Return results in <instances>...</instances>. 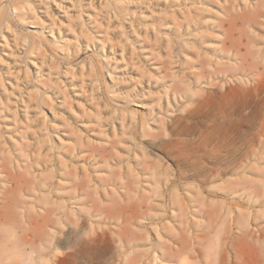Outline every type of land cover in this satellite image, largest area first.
I'll use <instances>...</instances> for the list:
<instances>
[{
	"label": "rangeland",
	"instance_id": "obj_1",
	"mask_svg": "<svg viewBox=\"0 0 264 264\" xmlns=\"http://www.w3.org/2000/svg\"><path fill=\"white\" fill-rule=\"evenodd\" d=\"M254 80H264V0H0V162L28 181L17 197L36 221L55 202L69 205L74 172L91 178L83 212L130 196L147 200L148 217L168 212L170 194L158 192L167 178L181 195L183 187L198 194L203 181L202 229L207 211L232 200L227 192L264 180V100L246 118L229 107L241 106L236 95L207 93ZM12 210L15 227L32 226ZM145 222L128 226L143 233ZM93 224L116 229L120 218ZM172 235L166 229L162 240Z\"/></svg>",
	"mask_w": 264,
	"mask_h": 264
},
{
	"label": "bare ground",
	"instance_id": "obj_2",
	"mask_svg": "<svg viewBox=\"0 0 264 264\" xmlns=\"http://www.w3.org/2000/svg\"><path fill=\"white\" fill-rule=\"evenodd\" d=\"M7 41L5 38L6 43ZM224 83L225 81L209 90L208 97L218 96L222 100L228 97V100L230 96L236 95L243 103L239 99L241 106L236 103L235 108V104L230 103L229 107L239 110L246 118L253 117L264 100V80L252 82L250 86L240 85L241 82ZM186 87L189 86L186 84ZM244 98H248L246 102ZM232 100L228 101H235ZM234 109L229 108L230 113ZM28 117L25 119H29ZM225 144L229 146V141L225 140ZM58 165L60 167L61 164ZM55 170L61 175L59 168ZM205 171L210 172L208 175L213 172L216 175L221 173L219 169ZM74 173L75 179H78L74 182L76 194L68 195L69 205L55 202L51 208L46 209L41 221H36L26 212L24 206L20 207L17 197L28 186V181L22 174L11 172L5 163L0 162V180L6 178L9 182L6 186L0 184V197L4 200L0 205V264H21L24 249L30 252L31 264H264V228L259 225L264 221V180L249 179L243 186V191L227 192L225 195L232 200L221 203L212 212L207 211L208 223L201 229L198 228L201 223L195 219V204L199 201L203 181L200 186H192L198 194L193 195L188 188L183 187L184 194L181 195L175 177L167 178V185L158 192H169V200L163 204L168 207V212L164 209L165 214L148 217L146 211L142 210L150 209L147 200L133 202L130 196L129 203L115 204L114 208L108 207L99 212L95 202L91 201L96 213L83 212L79 196L90 186L91 178L80 177ZM48 178L51 177L48 176L44 183L48 190L45 193L47 195L50 194L51 186ZM95 186L93 188L97 189ZM241 201L246 204L245 208ZM17 207L22 209L24 221L32 226L15 227L10 221L12 208ZM78 213L84 216L80 222L78 219H71V216L76 217ZM143 216L147 220L143 225V233L128 226ZM101 217L107 220L120 218V226L114 229L93 224L95 218ZM172 220L174 224H171ZM48 222H52L53 227L47 230L43 227ZM173 225H176L178 232L173 230ZM231 225L237 227L236 235L227 230V226L229 228ZM166 229L173 233L170 243L162 240ZM152 233L156 239L152 237ZM201 243L205 245L201 246ZM231 250L232 254L229 253ZM10 252L18 255H11Z\"/></svg>",
	"mask_w": 264,
	"mask_h": 264
},
{
	"label": "clouds",
	"instance_id": "obj_3",
	"mask_svg": "<svg viewBox=\"0 0 264 264\" xmlns=\"http://www.w3.org/2000/svg\"><path fill=\"white\" fill-rule=\"evenodd\" d=\"M11 255H18V253L10 252ZM21 264H31V256L28 249H24Z\"/></svg>",
	"mask_w": 264,
	"mask_h": 264
}]
</instances>
